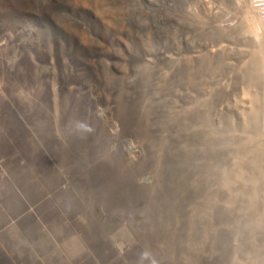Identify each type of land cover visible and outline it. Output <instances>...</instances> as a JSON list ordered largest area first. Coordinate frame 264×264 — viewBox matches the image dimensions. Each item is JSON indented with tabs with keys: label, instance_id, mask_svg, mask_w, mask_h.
Segmentation results:
<instances>
[{
	"label": "rangeland",
	"instance_id": "obj_1",
	"mask_svg": "<svg viewBox=\"0 0 264 264\" xmlns=\"http://www.w3.org/2000/svg\"><path fill=\"white\" fill-rule=\"evenodd\" d=\"M0 41V264H264L249 0H0Z\"/></svg>",
	"mask_w": 264,
	"mask_h": 264
},
{
	"label": "built area",
	"instance_id": "obj_2",
	"mask_svg": "<svg viewBox=\"0 0 264 264\" xmlns=\"http://www.w3.org/2000/svg\"><path fill=\"white\" fill-rule=\"evenodd\" d=\"M250 7L255 11L260 24L261 31L264 32V0H249ZM0 41V45H2Z\"/></svg>",
	"mask_w": 264,
	"mask_h": 264
},
{
	"label": "clouds",
	"instance_id": "obj_3",
	"mask_svg": "<svg viewBox=\"0 0 264 264\" xmlns=\"http://www.w3.org/2000/svg\"><path fill=\"white\" fill-rule=\"evenodd\" d=\"M3 44H4V42L2 43V45H3ZM2 45H0V47H1ZM77 127L80 128V129H83V130H85V131H90V129L87 127V125H85V124H83V123H79V124L77 125ZM148 256H149V254H148L147 252L142 253V254H141V257H140L141 262H143L144 260H146V259L148 258Z\"/></svg>",
	"mask_w": 264,
	"mask_h": 264
},
{
	"label": "bare ground",
	"instance_id": "obj_4",
	"mask_svg": "<svg viewBox=\"0 0 264 264\" xmlns=\"http://www.w3.org/2000/svg\"><path fill=\"white\" fill-rule=\"evenodd\" d=\"M258 19V18H257ZM259 23V22H258ZM259 27H260V24H259Z\"/></svg>",
	"mask_w": 264,
	"mask_h": 264
}]
</instances>
